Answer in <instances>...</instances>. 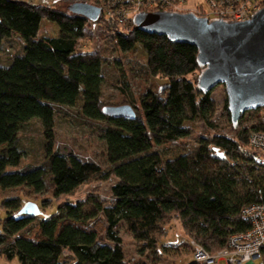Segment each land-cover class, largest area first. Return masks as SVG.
<instances>
[{
  "label": "trees",
  "instance_id": "trees-1",
  "mask_svg": "<svg viewBox=\"0 0 264 264\" xmlns=\"http://www.w3.org/2000/svg\"><path fill=\"white\" fill-rule=\"evenodd\" d=\"M45 20L56 24V36H39ZM100 22L113 48L125 53L140 45L146 55L145 76L166 80L157 93L145 89L139 108L128 103L133 119L102 112L108 61L101 53L81 51L89 20L70 11L0 0V210L5 214L0 216V257L20 264H129L118 227L124 226L142 253L156 254L173 217L189 242L211 254L224 249L230 236L250 228L243 209L264 204V158L249 149L250 135L264 130L262 109L251 112L257 122L240 127L234 137H200L186 153L162 155L156 148L193 136L187 123L199 119L214 128V89L203 93L198 76L188 78L202 71L197 50L141 32L133 21L122 32L102 16ZM14 40L19 51L4 59L5 44ZM119 91L129 93L128 85ZM65 108L96 124L105 145L106 170L54 147L56 117ZM227 115L235 130L243 115L236 125ZM32 120L41 125L43 161L22 166L20 133ZM111 178L115 182L107 205L91 194L60 204L45 218L19 215L21 197L9 195L21 189L58 199L90 179ZM44 201L39 202L42 211Z\"/></svg>",
  "mask_w": 264,
  "mask_h": 264
},
{
  "label": "rangeland",
  "instance_id": "rangeland-1",
  "mask_svg": "<svg viewBox=\"0 0 264 264\" xmlns=\"http://www.w3.org/2000/svg\"><path fill=\"white\" fill-rule=\"evenodd\" d=\"M14 1L43 5L64 12L69 11L68 7L71 6L63 0ZM81 2H86L87 5L98 8L97 0H81ZM211 8H213L212 5L206 0H185L182 3L170 6L169 9H172L175 13L177 12L179 14L193 13L198 17H205L211 12ZM152 10H150V13H154ZM101 16L100 13L96 22L90 21L91 23L87 25L88 37L82 42L81 51L84 53L92 51L101 53L108 61L102 94V101L105 106H130L128 103H131L139 108V97L145 89H150L153 93H157L162 86L166 84V80L161 77L145 76L143 68L146 67V55L140 45H136L133 49L125 53L113 48L110 34L107 33V30L100 22ZM102 19H104L103 16ZM57 31L58 27L56 24L45 20L41 23L39 36L54 37L57 35ZM18 43V41L14 40L11 41V43L5 44L6 53L3 54L4 59L6 58V55L10 57L12 54L19 51ZM199 74L200 72L197 71L194 75H190L188 78L192 80L194 77L199 76ZM125 84L128 85L129 93L127 91L122 94L119 89L124 88ZM211 97L216 105V113L211 121L214 125L213 129L206 128L199 119H196L193 123L186 124L193 131V136L180 140L177 143L160 146L156 148V150L166 157L186 153L196 146V141L200 137L213 138L218 134L234 137L240 127L249 128L257 122L255 118L256 116L252 115L251 112H248L243 115V119H241L242 122L238 124V127L235 130H233L229 122L228 113L224 109L226 96L223 86H217L214 88ZM54 130V147L60 152L73 153L82 161L94 162L102 169H107L108 164L105 158V145L101 140L100 132L95 123L84 121L76 116L75 109L65 108L58 113ZM20 143L25 152L23 155L24 159L22 161V166L39 164L43 161L41 149L42 130L41 125L37 120H32L21 131ZM2 148L3 147H0V154ZM241 148L245 149V146L241 145ZM214 151L217 155L222 156V153L216 150ZM258 154L263 160L264 154ZM114 182L115 180L113 178L105 182L97 179H90L76 188L72 193L62 195L58 199H52L48 193L35 195L21 189L11 191L9 195H19L23 205L26 202L35 203L39 207L40 212H42L38 218H45L54 215L60 204L83 200L91 194L98 196V198L107 205L111 201L110 188ZM42 200H45L44 204L46 205L44 211H42L39 206V202ZM0 216L1 218H4L5 216L2 210H0ZM117 231L122 239L125 258L129 264H189L193 261L192 247L188 245V243L190 244L191 242L188 241L181 224L175 217L171 218L168 222L166 233L158 243V253L156 254L145 251L142 253L139 244L126 232L124 226L120 225ZM254 263L260 264L259 261H255ZM0 264L20 263L17 259L7 261L3 257H0ZM218 264H225V262L221 261Z\"/></svg>",
  "mask_w": 264,
  "mask_h": 264
},
{
  "label": "water",
  "instance_id": "water-1",
  "mask_svg": "<svg viewBox=\"0 0 264 264\" xmlns=\"http://www.w3.org/2000/svg\"><path fill=\"white\" fill-rule=\"evenodd\" d=\"M70 12L96 22L99 8L87 4L68 7ZM141 32L164 36L171 42L193 46L202 67L197 87L203 93L223 86L230 121L236 125L242 115L264 109V5L245 22L208 21L193 13H142L133 20ZM102 112L113 118L133 119L128 105L106 106ZM19 215L37 217L38 206L26 202Z\"/></svg>",
  "mask_w": 264,
  "mask_h": 264
},
{
  "label": "built area",
  "instance_id": "built-area-1",
  "mask_svg": "<svg viewBox=\"0 0 264 264\" xmlns=\"http://www.w3.org/2000/svg\"><path fill=\"white\" fill-rule=\"evenodd\" d=\"M185 0H97L104 20L115 24L120 31H126L128 23L142 13L167 12ZM213 8L205 17L208 21L245 22L260 10L264 0H206ZM177 13V12H176ZM260 124L264 129V109L260 112ZM249 149L264 154V130L256 131L249 137ZM242 217L250 228L228 238L227 246L216 253L207 252L202 246L191 242L192 260L199 264H264V204H253L242 211Z\"/></svg>",
  "mask_w": 264,
  "mask_h": 264
}]
</instances>
